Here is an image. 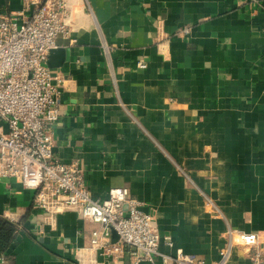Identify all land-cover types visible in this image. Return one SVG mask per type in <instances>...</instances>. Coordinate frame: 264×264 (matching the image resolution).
<instances>
[{
  "label": "crops",
  "instance_id": "obj_1",
  "mask_svg": "<svg viewBox=\"0 0 264 264\" xmlns=\"http://www.w3.org/2000/svg\"><path fill=\"white\" fill-rule=\"evenodd\" d=\"M29 1L0 0V17ZM69 2L54 156L93 200L125 188L156 215L164 255L219 264L227 226L264 243V0ZM34 195L0 182V218L20 230L3 264H80L95 226L72 210L42 223Z\"/></svg>",
  "mask_w": 264,
  "mask_h": 264
},
{
  "label": "built area",
  "instance_id": "obj_2",
  "mask_svg": "<svg viewBox=\"0 0 264 264\" xmlns=\"http://www.w3.org/2000/svg\"><path fill=\"white\" fill-rule=\"evenodd\" d=\"M69 3L30 0L20 10L0 17V182L12 179L33 191V209L44 224L72 210L95 226L88 249L75 252L80 264L127 257L134 264H204L180 252L174 257L162 254L156 215L145 212L125 188L111 189L103 201L93 200L79 165L54 156L53 128L59 121L65 83L47 62L58 49L59 38L75 45L67 21L75 19L77 7ZM182 32L188 33V27ZM207 206L222 218L211 201ZM112 232L117 236L114 243ZM225 238L219 264H239L233 257L237 249L249 251L250 264H264V243L258 235L227 226Z\"/></svg>",
  "mask_w": 264,
  "mask_h": 264
},
{
  "label": "trees",
  "instance_id": "obj_3",
  "mask_svg": "<svg viewBox=\"0 0 264 264\" xmlns=\"http://www.w3.org/2000/svg\"><path fill=\"white\" fill-rule=\"evenodd\" d=\"M19 231L16 224L0 218V262H8L7 250L17 243Z\"/></svg>",
  "mask_w": 264,
  "mask_h": 264
},
{
  "label": "water",
  "instance_id": "obj_4",
  "mask_svg": "<svg viewBox=\"0 0 264 264\" xmlns=\"http://www.w3.org/2000/svg\"><path fill=\"white\" fill-rule=\"evenodd\" d=\"M64 54L65 51L62 49H58L52 52L48 58L47 65L50 69H59L64 62ZM117 236L114 232H112V242H116Z\"/></svg>",
  "mask_w": 264,
  "mask_h": 264
}]
</instances>
